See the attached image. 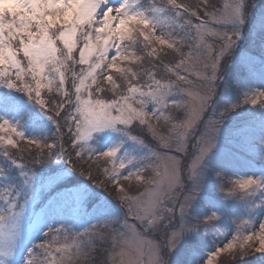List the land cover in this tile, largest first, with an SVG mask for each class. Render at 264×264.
Segmentation results:
<instances>
[{"label": "snow or ice", "instance_id": "obj_1", "mask_svg": "<svg viewBox=\"0 0 264 264\" xmlns=\"http://www.w3.org/2000/svg\"><path fill=\"white\" fill-rule=\"evenodd\" d=\"M257 67L264 76L261 0H0V89L23 93L55 126L27 135L22 101L0 92V264H16L26 239L22 264H236L264 253L254 219L264 175L219 184L247 205L230 236L217 211L196 207L222 130L264 158V120L225 125L245 106L264 113V90L224 99L228 77L240 84ZM107 131L116 142L93 146ZM72 173L107 196L81 185L37 211ZM85 217L95 222L78 228ZM210 227L220 242L202 257L197 233Z\"/></svg>", "mask_w": 264, "mask_h": 264}, {"label": "trees", "instance_id": "obj_2", "mask_svg": "<svg viewBox=\"0 0 264 264\" xmlns=\"http://www.w3.org/2000/svg\"><path fill=\"white\" fill-rule=\"evenodd\" d=\"M261 11V9H260ZM248 25L245 26V31L247 32ZM261 73V69L257 67V69L254 71L251 78L246 79L242 81L240 84H237L235 79L232 77H228V82L230 84V90L228 94L224 97L225 100H229L232 102H235V100L241 95L242 92L247 91L251 88H255V73ZM10 90L7 89H0V92H9ZM218 96L217 101L220 102L221 106H223V100H221V95L224 93V86L221 84L218 90ZM10 95L13 97L19 98L23 105H24V111L22 115L19 117L24 124L25 133L29 136L32 135H52L55 131V126L47 120V118L40 112V109L38 106H35L31 102L27 100V98L24 96L23 93H17L15 91H10ZM45 98H47V93L45 92L43 94ZM247 118L250 120H253L257 125L264 120V113H262L258 109L251 108V106H245L238 110V113L231 114V120H226V122L230 125L233 120L237 119H243ZM235 143L239 146H242L243 149H238L236 145L229 144V149L233 152L239 153L243 156V164L247 166V168L250 167L249 162L252 165H255V167L259 169L264 168V158L259 156L256 152H254L250 147H248L243 138L235 137L234 139ZM94 146V145H93ZM96 147V146H95ZM252 151V152H251ZM237 165L242 166V163L237 162ZM42 168L48 167V165H42ZM262 167V168H261ZM213 172L221 173L222 179H218L217 175L215 177V186L211 189L210 192L207 194H202L200 198H198V209L200 210L201 214L207 215L211 211V207H208L204 203V197H210L213 201V208L218 212L220 215V220L216 224V228L221 229L224 227V225H228L231 229L235 230V223L234 221H238L241 218H247L248 211H247V205L245 201H242L240 199H234V198H226L225 193L220 191L219 184L224 183L228 184L229 186L230 180L237 179V169H231L227 167H213ZM86 186L88 187L92 192L99 194L101 197L107 196L106 193L103 192L102 189L96 188L94 184H92L91 181H89L86 177L80 176L78 173H72L68 177H66L64 183L59 185L55 190L47 193V195L42 199L39 200L36 204V210L39 211V208L44 202L50 198H54L57 196L58 193H69L72 189L77 188L79 186ZM227 189H225V192ZM238 196L240 194H237ZM111 200V197H109ZM113 205V211L116 214H119V208L116 206V201L111 200ZM93 205L91 202L87 205L88 210H91V207ZM53 223V226L58 224L61 220L60 216H55L52 219H50ZM49 220V221H50ZM95 221V218L85 217L81 224L77 225L78 228L87 227L92 221ZM50 222V224H51ZM44 230L46 231L47 228L45 227ZM201 235L203 239V248H213L215 244L219 241L217 237L219 236V232L216 231L214 228H208L207 234H205L204 230H201ZM38 237L37 240L34 242L39 243ZM30 246V244L28 245ZM236 264H264V253L261 252H251L249 255L244 256L243 258H240L236 261Z\"/></svg>", "mask_w": 264, "mask_h": 264}, {"label": "rangeland", "instance_id": "obj_3", "mask_svg": "<svg viewBox=\"0 0 264 264\" xmlns=\"http://www.w3.org/2000/svg\"><path fill=\"white\" fill-rule=\"evenodd\" d=\"M261 2H264V0H261ZM259 12H260V5L257 4V7L255 9H252V14L253 16H257ZM254 77H255V89L264 90V76H262L261 73L257 72L255 73ZM225 125H229V124L225 121ZM24 131H25V128H24ZM118 135H119L118 133L111 132V131H107L103 134H97L96 138L92 141V144L96 146L97 148L107 150V147H109L112 143L116 142ZM235 137L236 136L229 135L225 130H222L218 138V149H217L218 153L220 154V163L215 165L214 167H227L231 169L233 168L235 169L236 167H238L237 178L249 177V176L259 177L261 175H264V168L259 169L255 167V165H252L250 162H249L250 167L247 168V166L243 164V159H244L243 156L229 149V144L231 145L235 144L238 149L240 150L243 149L242 146H239L238 144L235 143L234 141ZM237 162L242 163V166L237 165ZM215 177L216 175L213 172V169L211 168L206 178L205 186L203 188L202 194H207L215 186ZM196 207L198 208V201L196 203ZM211 211H216V210L213 207H211ZM254 219L258 221L264 220V214L257 213ZM50 222L51 220L48 221V225L53 226V223L51 222L50 224ZM93 222L95 221L93 220L91 223ZM222 230L226 231V233L229 236L234 232V230L231 229L228 225H224ZM197 234L202 238L200 231ZM38 237H40L39 233H33L31 240L35 241L38 239ZM220 239H224V237H220ZM219 242L220 241H218L217 244ZM29 244H30L29 240L26 239L24 243L20 246L19 251L16 254V264H22L23 258L26 254V249ZM215 246L216 244L214 245L213 248L202 249L200 255L203 257L205 254L213 251Z\"/></svg>", "mask_w": 264, "mask_h": 264}]
</instances>
